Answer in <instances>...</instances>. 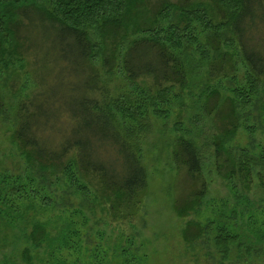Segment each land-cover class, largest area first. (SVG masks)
I'll return each instance as SVG.
<instances>
[{
  "label": "trees",
  "instance_id": "trees-1",
  "mask_svg": "<svg viewBox=\"0 0 264 264\" xmlns=\"http://www.w3.org/2000/svg\"><path fill=\"white\" fill-rule=\"evenodd\" d=\"M194 1L187 8V0H0V76L19 64L32 84L12 114L11 140L25 160L24 173L0 175V243L23 242L25 264L35 258L68 264L65 254L81 252L87 228L73 219H44L46 210H100L113 225L132 223L148 188L140 146L151 129L148 116L166 119L171 99L185 101L195 84L191 68L200 79L192 118L198 142L179 133L170 155L197 189L173 206L182 218L199 209L207 189L205 158L234 201L211 203V215L220 219L188 221L182 238L194 246L211 235L217 252H206L210 264L241 258L264 264V0ZM203 2L218 11L210 14L200 8ZM117 66L128 91L112 96L100 73ZM10 77L15 92L20 72ZM4 104L0 90V113ZM208 119L215 130L202 134ZM182 121H175L178 132ZM240 129L248 138L260 132V141L235 144ZM250 192L257 202L247 198ZM13 228L19 237L9 239ZM107 257L141 264L144 254L106 248ZM77 259L71 263H81Z\"/></svg>",
  "mask_w": 264,
  "mask_h": 264
},
{
  "label": "rangeland",
  "instance_id": "rangeland-1",
  "mask_svg": "<svg viewBox=\"0 0 264 264\" xmlns=\"http://www.w3.org/2000/svg\"><path fill=\"white\" fill-rule=\"evenodd\" d=\"M169 1L173 2L175 0ZM200 2H198V5H200ZM203 4V6L199 7L205 6L210 14L217 10L216 7L214 8L213 2H203ZM185 6L187 8L195 6V1L187 0ZM136 13L139 14L140 12L137 11ZM140 17L138 16V21L141 19ZM199 34L198 41L202 37V33L199 32ZM93 37L96 38L95 35ZM98 60L100 59L98 58ZM96 64L98 66V62ZM50 70H52V66ZM14 71L20 72V79H18L16 84L18 90L12 92L7 84ZM4 74L0 76V90L4 94L5 103L2 113H0V175L8 173V171L10 173H17V171L24 173L25 160L18 154L16 145L11 140L14 130L12 114L17 101L28 93L32 87L30 78L24 75L23 69H21L19 64H10L9 67L5 68ZM100 74L112 96H118L122 92L128 91V84L124 79L125 75L121 73L119 66L110 73L102 71ZM197 76H199L198 69L191 68L190 77L192 79L190 80H193L196 85L193 84L191 92L185 94V101L170 100L169 105H167L168 108L165 107L169 110L166 119L156 118L152 114L148 116L151 129L140 143L142 161L147 171L148 188L140 210L132 220V223L123 228L113 225L109 219L102 215L100 210H95L94 215L87 212V210L76 214L72 213V209L57 207L56 209L46 210L43 213L44 219H73L79 229L87 228V233L86 231L83 232L82 238L84 240L82 241L81 238L79 244L81 252L73 255L65 254L63 257L66 259V263L72 264L71 261L79 256L77 260H81V263L78 264H116V262L110 261L109 257L104 259L103 251L106 248L120 250L123 247L130 248V251L134 250V252L144 254L141 264H210L212 262L211 259H206L205 257L207 251L217 252L212 246L211 235H203L192 244L194 246H191L182 238L183 230L188 221L206 225L210 219L209 217L220 219L211 215L213 209L212 205L209 206L211 203L220 204V201L224 199L228 200L229 203L234 201L226 181L216 174L209 158H205L202 171L207 182V189L199 209L196 212H190L182 218L178 216L173 206L175 198L181 196L183 199V196L197 187L195 184L194 188H192L189 180L185 178L186 181L183 174L181 173L180 175L177 172L170 155L173 141L179 133L185 134L198 142L197 128L192 126V118L198 112V105L196 104L199 103L200 99L198 98L200 79ZM261 98L264 99V96H261ZM177 116L181 117L177 118ZM177 119L183 120L181 123L183 130L181 132L180 130L179 132L175 130V121ZM209 120L204 125L202 124V134L209 135L215 130ZM260 135V132H257L254 137L248 138L247 134L240 129L236 133L233 142L244 145L256 140L260 141ZM254 192L260 196L262 195L259 189H255ZM60 193L55 198L58 204L61 202L59 200ZM256 193H248L247 198L254 203L257 202L259 197ZM51 196L53 197L54 194H51ZM82 216H85L84 227L80 224ZM53 226H59V224H54ZM8 234H11L8 235L9 239L11 236L16 239L19 237L18 228L8 229ZM1 239L2 235H0ZM126 239H131L134 244H126ZM16 242H6L5 246H1L0 243V264H3V259L7 260L6 264H25L20 250L23 247V242L18 240ZM216 257L218 256L215 255ZM32 264H42V262L35 258ZM235 264L256 263H244V259L241 258Z\"/></svg>",
  "mask_w": 264,
  "mask_h": 264
}]
</instances>
